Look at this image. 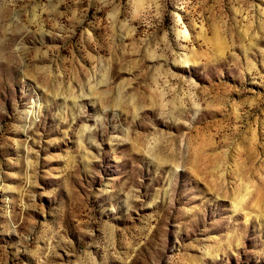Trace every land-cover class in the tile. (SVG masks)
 Instances as JSON below:
<instances>
[{"label":"rangeland","instance_id":"374dc122","mask_svg":"<svg viewBox=\"0 0 264 264\" xmlns=\"http://www.w3.org/2000/svg\"><path fill=\"white\" fill-rule=\"evenodd\" d=\"M0 264H264V0H0Z\"/></svg>","mask_w":264,"mask_h":264},{"label":"bare ground","instance_id":"6f19581e","mask_svg":"<svg viewBox=\"0 0 264 264\" xmlns=\"http://www.w3.org/2000/svg\"><path fill=\"white\" fill-rule=\"evenodd\" d=\"M186 37V36H185ZM185 61V60H184Z\"/></svg>","mask_w":264,"mask_h":264}]
</instances>
